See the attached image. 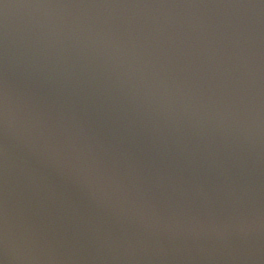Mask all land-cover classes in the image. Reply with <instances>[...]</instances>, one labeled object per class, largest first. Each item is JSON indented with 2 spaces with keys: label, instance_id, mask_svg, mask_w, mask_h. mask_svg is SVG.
Here are the masks:
<instances>
[{
  "label": "water",
  "instance_id": "1",
  "mask_svg": "<svg viewBox=\"0 0 264 264\" xmlns=\"http://www.w3.org/2000/svg\"><path fill=\"white\" fill-rule=\"evenodd\" d=\"M0 264H264V0H0Z\"/></svg>",
  "mask_w": 264,
  "mask_h": 264
}]
</instances>
